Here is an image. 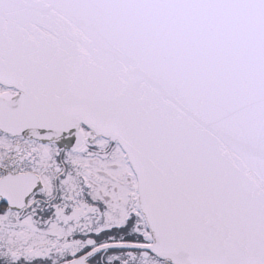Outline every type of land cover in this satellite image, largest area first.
<instances>
[{
  "label": "snow or ice",
  "instance_id": "snow-or-ice-1",
  "mask_svg": "<svg viewBox=\"0 0 264 264\" xmlns=\"http://www.w3.org/2000/svg\"><path fill=\"white\" fill-rule=\"evenodd\" d=\"M0 264H264V0H0Z\"/></svg>",
  "mask_w": 264,
  "mask_h": 264
}]
</instances>
